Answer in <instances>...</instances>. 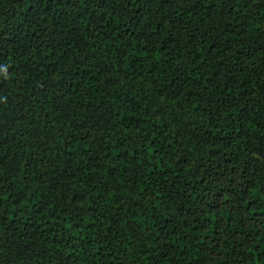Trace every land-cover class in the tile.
<instances>
[{"label": "trees", "instance_id": "trees-1", "mask_svg": "<svg viewBox=\"0 0 264 264\" xmlns=\"http://www.w3.org/2000/svg\"><path fill=\"white\" fill-rule=\"evenodd\" d=\"M0 264H264V0H0Z\"/></svg>", "mask_w": 264, "mask_h": 264}]
</instances>
